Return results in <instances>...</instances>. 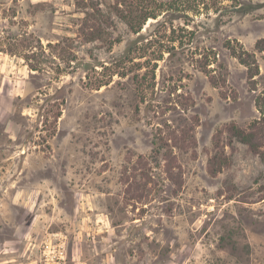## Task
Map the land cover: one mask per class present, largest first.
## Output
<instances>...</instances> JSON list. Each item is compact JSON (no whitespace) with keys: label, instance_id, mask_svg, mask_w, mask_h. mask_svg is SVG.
I'll use <instances>...</instances> for the list:
<instances>
[{"label":"rangeland","instance_id":"obj_1","mask_svg":"<svg viewBox=\"0 0 264 264\" xmlns=\"http://www.w3.org/2000/svg\"><path fill=\"white\" fill-rule=\"evenodd\" d=\"M263 153L264 0H0V264H264Z\"/></svg>","mask_w":264,"mask_h":264},{"label":"trees","instance_id":"obj_2","mask_svg":"<svg viewBox=\"0 0 264 264\" xmlns=\"http://www.w3.org/2000/svg\"><path fill=\"white\" fill-rule=\"evenodd\" d=\"M243 60V59H242ZM236 130V136H238V137H240L242 140H244L245 142H248V143H250L251 144V141H250V134H245L244 133V131H242L241 129H239V128H236L235 129ZM251 146L252 147H255V145H253V144H251ZM254 150H256L255 148H254ZM262 159H263V161H264V153L262 154Z\"/></svg>","mask_w":264,"mask_h":264}]
</instances>
